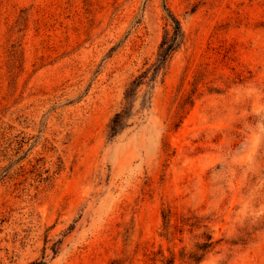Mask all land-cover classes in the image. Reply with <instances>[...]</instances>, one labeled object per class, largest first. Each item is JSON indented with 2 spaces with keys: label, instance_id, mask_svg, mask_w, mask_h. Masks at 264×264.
<instances>
[{
  "label": "rangeland",
  "instance_id": "obj_1",
  "mask_svg": "<svg viewBox=\"0 0 264 264\" xmlns=\"http://www.w3.org/2000/svg\"><path fill=\"white\" fill-rule=\"evenodd\" d=\"M33 261L264 264V0H0V264Z\"/></svg>",
  "mask_w": 264,
  "mask_h": 264
},
{
  "label": "trees",
  "instance_id": "obj_2",
  "mask_svg": "<svg viewBox=\"0 0 264 264\" xmlns=\"http://www.w3.org/2000/svg\"><path fill=\"white\" fill-rule=\"evenodd\" d=\"M172 22V32L169 37H166L159 45L158 47V52L156 56V60L154 64L152 65L151 68V74L147 82H153L155 79V76L157 73L161 70L164 69L168 59L171 57V55L176 51L178 48V45L180 43V38H181V30L179 23L176 19H171ZM147 74L145 76H140V78H147ZM142 83L137 82V79L133 80L130 83V87L133 86H140ZM132 95L130 90H127L126 93L124 94V99L126 101V105L130 99V96ZM131 114L129 113L127 106H125L121 111L117 112L114 114L112 119L110 120L107 129H108V134L107 136L109 138H114L116 137L125 127H126V122L130 118ZM212 243L209 241L204 242L200 244L197 249L204 252L208 248H210ZM30 264H43L42 261H33ZM166 264H170V262H167Z\"/></svg>",
  "mask_w": 264,
  "mask_h": 264
}]
</instances>
